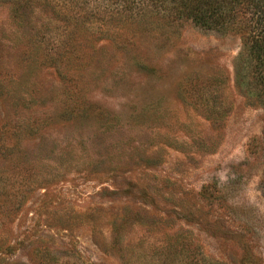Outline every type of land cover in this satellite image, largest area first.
Wrapping results in <instances>:
<instances>
[{
	"label": "rangeland",
	"instance_id": "1",
	"mask_svg": "<svg viewBox=\"0 0 264 264\" xmlns=\"http://www.w3.org/2000/svg\"><path fill=\"white\" fill-rule=\"evenodd\" d=\"M0 0V264H264V106L238 36L105 0Z\"/></svg>",
	"mask_w": 264,
	"mask_h": 264
},
{
	"label": "trees",
	"instance_id": "2",
	"mask_svg": "<svg viewBox=\"0 0 264 264\" xmlns=\"http://www.w3.org/2000/svg\"><path fill=\"white\" fill-rule=\"evenodd\" d=\"M125 23L167 24L191 21L222 35H236L241 50L234 64L235 83L252 103L264 106V0H105ZM32 0H6L21 6ZM242 264L252 263L244 255Z\"/></svg>",
	"mask_w": 264,
	"mask_h": 264
}]
</instances>
